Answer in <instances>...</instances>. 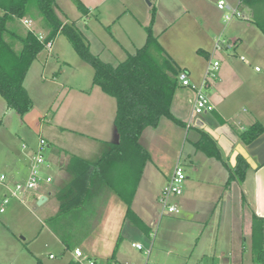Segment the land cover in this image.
Here are the masks:
<instances>
[{
  "label": "crops",
  "instance_id": "crops-1",
  "mask_svg": "<svg viewBox=\"0 0 264 264\" xmlns=\"http://www.w3.org/2000/svg\"><path fill=\"white\" fill-rule=\"evenodd\" d=\"M102 2L103 1L99 0L97 5ZM232 4H235L237 8H246L249 11L250 21L251 11L247 6L240 4V0H226V9L229 10ZM207 5L208 0H155L154 4H150L149 9L143 12V24L146 26L150 21L151 9H155V19L152 26L154 28L157 20H159V24L158 29L156 32H153V34L157 36L161 46L177 63L180 69L187 71L189 80L192 84L202 81L203 71H206L207 63L203 60L204 62L200 64L201 69L198 70V72L197 70L194 71L183 58L186 49L197 48L195 52L201 56L203 55L207 61L210 58L213 59L215 54H217V49L214 48L212 40L214 34L213 28H215L217 20L207 13ZM161 7H167L168 9H171V7H178L179 12L174 16L171 14L169 15L168 12L161 13L165 10V8ZM87 9L88 11L87 14L84 15V19H87L90 15V10L88 7ZM121 13L123 15L118 17L116 21L124 18L126 14H131L132 17L135 18V12L131 8L129 9L126 7L121 10ZM64 22L66 21L64 20ZM23 26L25 27L24 23ZM176 27H180L179 34L172 33ZM196 28L197 31H195ZM171 29L173 30L171 31ZM191 29H194V32L197 34L195 35L196 37L190 35ZM41 32L43 34L46 33L43 29ZM184 36L186 37L183 39ZM130 40L132 39L130 38ZM235 40L233 38L234 43ZM199 49L209 57L199 53ZM43 52L44 51L40 52L35 60H39L41 64L45 65L47 55L42 56ZM239 59L242 62L240 63L241 66L234 69L228 67L232 64V60H234L231 57L224 58L222 67V62L220 60V67L216 78L211 80L209 85L205 88L213 107L211 111H204L200 114L194 113V92L190 87L179 86L174 93L171 104L172 114L185 124V126L176 125L177 128L186 129L188 132L190 131V141L195 152L203 153L208 158V161H204L205 165L198 168L190 159V155L187 156L189 159L188 165H183L180 163V158H177L175 154H173L172 163L165 176V183L168 181L176 164H180L183 167L185 166L184 170L186 177L183 181L182 193L179 196L170 198V202L176 204L180 210L178 213H167L162 211L164 214L169 215L173 221L177 222L184 220L202 225L203 227H206V224L209 225L210 223L214 226L216 223L218 228L222 225H224L223 228H225L229 224V235H227L229 241L228 250H220L215 244L212 251L213 253L218 251L219 254H211V250L208 253L203 251L199 254L201 256L198 257V264H262L264 260L263 258L261 263L255 262L251 252L252 216L255 215L262 218L264 224V133L260 134L249 143H244L239 138L240 131L246 128L242 123L245 114L249 115L245 120L250 119V124L254 122L264 124V108L263 110L257 111V109L251 107L250 110L242 115L238 112L232 114L230 107L233 100L235 101L239 97L246 96L245 91L237 92L238 89H234L231 82L233 79L240 80L241 75L247 71V68H250V63L247 62L246 59H241V56ZM255 72L260 71L255 69ZM26 76L24 79H26ZM257 77H259L261 81L264 80V76L262 75H257ZM24 86L26 88L25 83ZM93 86L96 85H92V87L89 88L80 87L77 89L71 86L65 89L63 100L60 102L58 110L63 107L64 110H68L70 116L69 119L63 120V124L58 125L60 128L76 134V136H78L76 138L82 140L83 143L86 141L88 142V140H98L102 141V143L116 142L118 137L113 123L116 108L115 99L112 97V100H110L109 97L111 96L105 93L103 94L108 97L100 95L97 91H94L95 89ZM261 91L264 92L262 88ZM254 105L260 108L264 107V105ZM6 108L10 109L7 106ZM71 117L75 118L74 127L68 124L72 122ZM162 120L156 128L150 129L152 130L151 133L146 134L149 128L144 130L140 138V142L147 148L150 157L142 167L131 200V210L146 227L147 231L148 227L143 220L144 207L148 205L149 201L152 205L155 204V195L148 189L144 180L146 174L149 173V170L146 171L147 162H151L156 169L158 168L156 160L158 161L159 159L162 164V160L160 159L165 158L168 154V143L166 139L169 140L171 135H173L172 133L169 134V132H167V134L160 132L163 123ZM52 123L56 124L55 121ZM197 129L204 130L214 139L221 151L223 159L227 161L229 165L234 164L235 157L238 154L246 158L248 166L244 174V179L240 184L235 181L227 184L228 171L225 165L220 160L207 156L204 152L195 148L194 142L199 138ZM143 137H146V139L149 138L150 144H145L142 141ZM44 139L49 147L54 146V148H50L56 152V157L58 158V175L55 186L50 187L41 182L37 189L23 193L21 199L10 198L5 206V210L0 212V264H37L38 260L41 264H44L42 260L37 257L38 252H36V254L34 253V251L39 250L38 246H35L32 250V248L27 245L28 241H32L38 236V231L41 232L42 230H45L48 234L44 243L46 247L49 246L50 243L56 242L58 244V242H60L63 245L64 251L78 248L79 243L86 239L91 228L97 223L98 220L96 218H98L97 216L100 211L103 210L107 215L106 218L112 219L110 225L105 223V225L102 226L103 229L112 226V228L116 227L117 230V225L121 218V224L127 219L132 225L137 226L130 217H125L126 203L124 200L97 181L95 182L92 196L82 210V214L77 215L78 218L83 221L82 226L77 228V236L79 237L82 235L83 230L85 232L86 229H89V231L84 234L75 247L66 249L58 236L46 225L45 221L58 211L59 200L57 195L72 179V174L67 169L69 156L73 154L88 161H95L101 155L103 149H98L95 153L85 152L87 154L90 153L88 156L81 152H73L56 146L50 138L45 137ZM158 143L160 147L164 148V151H159L161 153L158 152ZM23 144L26 145V148L19 149L16 154H7L4 159L0 161V172L5 173L7 177L6 183L8 185L17 181L23 182L27 177L30 158L37 147L36 144L30 142ZM152 146L155 147L157 155L153 154ZM213 160L219 163H213ZM5 195H7V189L4 185L0 184V202ZM116 198L124 203V209H121L120 203ZM39 199H42L41 203H38ZM52 199H55L58 203L56 211L51 214L42 211V216L40 218L39 215L36 214V211H41L42 206L48 203L49 200L52 201ZM157 199L160 201V197ZM25 214L26 216L30 214L28 217L30 219H28L27 223L22 219V216ZM18 221L22 222L19 223ZM35 221L37 222L38 228L36 229L38 230H33ZM27 234L29 236H26ZM19 235L25 236L22 238L19 237ZM120 236L121 234L117 235L115 244L113 248L111 247L110 257L107 258L105 264L111 259L113 251L115 252L111 259V264H115V261H118L116 258V250ZM27 237L29 238L27 239ZM218 237L219 233L217 232L215 239ZM50 255L51 254H49V256ZM71 256H73V251L71 252ZM71 259H74V257ZM70 260H68V262ZM68 262L66 264H68Z\"/></svg>",
  "mask_w": 264,
  "mask_h": 264
},
{
  "label": "rangeland",
  "instance_id": "rangeland-1",
  "mask_svg": "<svg viewBox=\"0 0 264 264\" xmlns=\"http://www.w3.org/2000/svg\"><path fill=\"white\" fill-rule=\"evenodd\" d=\"M82 1L90 10V15L87 19L83 18L84 15L71 0H56L54 9L63 21H75L77 27L88 40L91 52L98 55L101 60L116 65L127 56L128 52L131 53L135 48L143 45L146 36L143 12L149 9L150 4L153 5L155 0H101L103 2L99 5H97L99 0ZM223 1L226 5V0ZM217 3L218 0H208L206 7L207 13L217 20L212 36L213 46L217 49V54H215L213 59L218 60L219 63L221 60L222 67L224 58L231 57L234 60L228 67L233 69L241 66L240 56L250 63V68H247V71L241 75V79H233L231 82L234 89H238L237 92L245 91L246 97H239L237 100H233L230 110L232 114L238 112L240 115L250 110L251 107L257 109V111L263 110L264 107H255L254 104L264 105V92L261 91V88L264 90V80L261 81L257 77V75L264 76V35L249 21V11L246 8H237L235 4H232L231 8L236 9L238 15L232 16L229 21H224V15L230 12L226 8L224 10L219 9ZM126 7L134 10L135 18L131 14H126L124 18L116 21L118 17L123 15L121 10ZM161 8H165L161 13L168 12L169 15L173 16L179 12L178 7H171V9L167 7ZM158 24L159 20H157L154 28L152 26L153 32L158 29ZM25 27L32 29L38 35L42 34L44 36L41 32L40 19L30 20L28 26L25 25ZM179 28L176 27L172 33L179 34ZM190 31V35L196 37L195 35L197 34L194 29ZM195 31H197V28ZM233 38L234 40L236 39L235 43ZM218 41L219 44L217 45ZM196 49L187 48L183 58L194 71L197 70L198 72L201 69L200 64L206 61L208 65V61L203 55L197 54L195 52ZM43 51L42 56L47 55L46 64L43 65L39 60H34L27 71L26 79H24L31 99V107L28 111L20 115L14 110L7 109L5 100L0 95V161L7 154H16L22 148L23 143L30 142L36 144L37 147L40 137L50 138L56 146L73 152H81L82 154H87L85 152L95 153L96 150L103 149L102 141L88 140V142L83 143L82 140L76 138L78 137L76 134L62 129L58 125L63 124L70 116L68 110H64L63 107L58 110L60 102L63 100L65 89L71 86L76 89L92 87L93 68L77 55L71 43L62 34H57L55 41L54 39L51 41V47H47ZM256 68L260 72H255ZM204 75L205 70L202 78ZM201 82L195 85L199 86ZM93 87L94 91L108 97L103 94L100 88ZM109 99L112 100V97H109ZM248 116L245 114L243 118L244 127L250 124V119L245 120ZM74 120L75 118L71 117L72 122L68 124L74 127ZM54 121L56 124L52 123ZM162 121L160 132L166 134L169 132V134L172 133L173 135H171L169 140L166 139L168 154L165 158L160 159L162 164L159 159L158 161L156 160L158 166L156 169L151 162H147L146 171L149 170V173L146 174L144 180L148 189L155 195V204L152 205L149 201L148 205L144 207L143 220L148 227V231L145 232L141 228L132 225L127 219L121 224L122 218L117 225V230L116 227L112 228V226L103 229L102 226L105 223L110 225L112 219L106 218L107 215L104 210L100 211L98 218H96L98 220L97 223L91 228L86 239L78 245L83 255L95 260L96 264L106 263L118 234H121V236L116 250L118 261H115V264H198V257L201 256L199 254L203 251L208 253L211 250V254H219L218 251L214 253L212 251L215 244L220 250H228L229 241L227 235H229V224L225 228H223L224 225L218 228L216 223L214 226L210 223L203 227L184 220L173 221L169 215L163 213L162 204L157 198L160 197V192L164 184H166L165 176L172 163L173 154L180 158V163L183 165H188L189 159L187 156L190 155V159L198 168L204 166V161H208V158L201 152H195L190 141V131L177 128L176 124L165 118ZM150 129L153 128H149L146 134L151 133L152 130ZM142 141L147 145L150 144L149 138L143 137ZM157 146L158 152L160 150L164 151V148L160 147L159 143ZM50 147L46 144L42 148L44 163L39 167V172L42 177H51L50 182L42 183L54 187L58 175V158L56 157V152L51 149L54 146ZM152 152L157 155V151L153 146ZM89 154L87 155L89 156ZM213 161V163H219L216 160ZM117 201H119L121 209H124V203L119 199ZM57 204L55 199L49 200L48 203L42 206L41 211H36V214L40 218L42 211L51 214L56 211ZM29 215L26 216L25 214L22 216L24 222H28V219H30L28 218ZM18 222L21 223L22 221ZM36 228L38 226L35 221L33 230H38ZM217 232L219 237L215 239ZM24 236L19 235L22 238ZM26 236L29 235L27 234ZM47 237L48 234L45 230L38 231V236L32 241L27 240V245L32 250L35 246H38L39 250L34 251V253L38 252L37 257L44 264H66L73 257L71 252L74 249L64 251L60 242L58 244L56 242L50 243L46 247L44 243ZM134 244L140 245L141 248H135ZM262 264H264V260Z\"/></svg>",
  "mask_w": 264,
  "mask_h": 264
},
{
  "label": "trees",
  "instance_id": "trees-1",
  "mask_svg": "<svg viewBox=\"0 0 264 264\" xmlns=\"http://www.w3.org/2000/svg\"><path fill=\"white\" fill-rule=\"evenodd\" d=\"M76 8L87 14L81 0H71ZM251 11L250 21L264 35V0H240ZM56 0H0V95L6 106L22 115L31 107V99L24 86V78L37 55L46 49L57 34L64 35L77 55L93 68L92 85L115 99L114 127L116 142H104L101 155L88 161L71 154L67 169L72 174L70 182L58 193V211L45 223L58 236L66 249L75 247L89 229L77 236L82 226L78 214L89 202L95 182L99 181L126 203L125 217L147 231L131 210V200L141 170L150 155L140 142L147 128H156L164 118L179 126L185 124L171 112L175 91L179 88L181 71L153 34L155 9H151L150 21L145 26L146 37L142 46L116 65L104 62L91 52L88 40L75 21H62L55 12ZM23 19H40L45 30L43 38L23 26ZM199 53L209 57L202 50ZM199 138L194 142L197 150L220 160L228 171L226 183L240 184L248 166L246 158L238 154L233 165L222 157L214 139L207 132L197 129ZM264 133V124L254 122L240 131L239 138L249 143ZM77 216V217H76ZM264 224L262 218L252 216L251 252L255 262L261 263L264 255ZM115 250V249H114ZM114 252L111 255L113 258ZM111 259L107 264H111ZM37 264H41L37 261ZM68 264H79L71 259Z\"/></svg>",
  "mask_w": 264,
  "mask_h": 264
},
{
  "label": "built area",
  "instance_id": "built-area-1",
  "mask_svg": "<svg viewBox=\"0 0 264 264\" xmlns=\"http://www.w3.org/2000/svg\"><path fill=\"white\" fill-rule=\"evenodd\" d=\"M217 7L224 10L226 5L223 0L218 1ZM229 14L224 15V21H229L232 16L238 15L236 9L229 8ZM22 22L28 26L30 19H23ZM40 38H43L42 34H39ZM219 41L217 42V45ZM47 47H51V42H48ZM241 59H245L241 57ZM220 63L216 59H209L208 65L205 71L203 80L199 86L192 84L189 80V76L186 70H181L177 76L180 86L190 87L194 92L193 99V111L196 114H200L204 111H211L213 109L210 102L209 96L205 88L209 85L210 81L215 79L217 76V71L219 69ZM258 69V68H256ZM47 144L46 140L42 137L39 138L37 149L34 151L30 158V163L28 167V174L25 181H17L11 185L6 183L5 173L0 172V184L4 185L7 189V195H5L0 202V212L5 210L6 204L9 202L10 198L21 199V195L27 191L35 190L39 187L41 182H50L51 177H42L39 172V167L44 163V156L42 154V148ZM22 148H26L23 144ZM184 169L180 164H176L172 174L170 175L168 181L163 186L160 195V202L162 204L163 211L167 213H178L179 208L177 205L170 202V198L173 196H179L182 193V184L185 179ZM134 246L140 249V245L134 244ZM52 257V255H50ZM73 257L79 264H96L95 260L88 256H84L79 248L73 250ZM83 259V260H82Z\"/></svg>",
  "mask_w": 264,
  "mask_h": 264
},
{
  "label": "water",
  "instance_id": "water-1",
  "mask_svg": "<svg viewBox=\"0 0 264 264\" xmlns=\"http://www.w3.org/2000/svg\"><path fill=\"white\" fill-rule=\"evenodd\" d=\"M42 199H39L38 203H41Z\"/></svg>",
  "mask_w": 264,
  "mask_h": 264
}]
</instances>
